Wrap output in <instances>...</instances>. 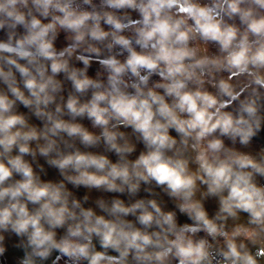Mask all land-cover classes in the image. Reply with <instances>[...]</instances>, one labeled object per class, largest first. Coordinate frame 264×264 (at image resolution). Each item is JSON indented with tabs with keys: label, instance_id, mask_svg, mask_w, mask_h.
Masks as SVG:
<instances>
[{
	"label": "clouds",
	"instance_id": "obj_1",
	"mask_svg": "<svg viewBox=\"0 0 264 264\" xmlns=\"http://www.w3.org/2000/svg\"><path fill=\"white\" fill-rule=\"evenodd\" d=\"M0 264H264V0H0Z\"/></svg>",
	"mask_w": 264,
	"mask_h": 264
}]
</instances>
